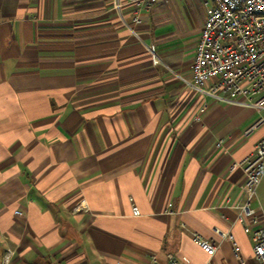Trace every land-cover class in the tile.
<instances>
[{"label": "crops", "instance_id": "0c3cea01", "mask_svg": "<svg viewBox=\"0 0 264 264\" xmlns=\"http://www.w3.org/2000/svg\"><path fill=\"white\" fill-rule=\"evenodd\" d=\"M206 11L157 0L138 37L112 0H0V264H259L237 213L264 112L164 65L190 73Z\"/></svg>", "mask_w": 264, "mask_h": 264}, {"label": "built area", "instance_id": "2783aa9c", "mask_svg": "<svg viewBox=\"0 0 264 264\" xmlns=\"http://www.w3.org/2000/svg\"><path fill=\"white\" fill-rule=\"evenodd\" d=\"M156 1L112 0V9L127 29L139 37L136 26L142 21L141 12ZM204 5L206 19L196 43L190 73L183 74L168 64L164 65L184 86L204 97L264 112V0H204ZM125 7L131 13V22L124 17ZM206 107L207 102H204L195 119H201ZM260 122H264V115L255 124ZM224 142V138H219L216 146L221 147ZM240 163L245 173V198L239 205L237 218L250 220V223H245V230L251 232L255 257L259 264H264V212L261 207L253 206L264 174V135ZM132 211L140 213L135 204H132ZM14 213L23 215L19 209ZM193 236L209 256L215 254L217 243L197 232H193ZM232 244L236 256L243 263L240 246L233 238ZM8 257L6 254L4 261ZM149 264L160 263L152 260ZM170 264L182 263L170 254ZM206 264H213L212 260L209 259Z\"/></svg>", "mask_w": 264, "mask_h": 264}, {"label": "rangeland", "instance_id": "374dc122", "mask_svg": "<svg viewBox=\"0 0 264 264\" xmlns=\"http://www.w3.org/2000/svg\"><path fill=\"white\" fill-rule=\"evenodd\" d=\"M201 95V94H200Z\"/></svg>", "mask_w": 264, "mask_h": 264}]
</instances>
